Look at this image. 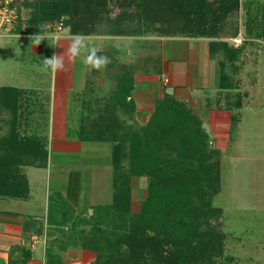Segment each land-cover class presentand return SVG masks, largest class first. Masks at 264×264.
Here are the masks:
<instances>
[{"label":"trees","instance_id":"16d2710c","mask_svg":"<svg viewBox=\"0 0 264 264\" xmlns=\"http://www.w3.org/2000/svg\"><path fill=\"white\" fill-rule=\"evenodd\" d=\"M65 1V9L48 11L39 18L38 24L34 18H29L25 28L18 24L17 9L12 31L16 34L50 33L58 22L69 25L77 10L81 17L73 27L86 30L87 22L93 20L96 12H105V5L106 11H110L116 0ZM122 2L126 0H117L116 4ZM242 3L245 35L264 41L263 6L256 0ZM173 4L187 20L183 24L188 31L195 30V36L211 38L208 51L211 57H218L221 73L218 84L232 89L234 84L229 82L225 66L228 62L233 67L242 42L230 46L216 37L223 27L219 23L221 16L235 10L238 0H173ZM61 13L67 17L63 19ZM46 20L54 23L49 26ZM236 33L235 30L231 36ZM113 78L115 87L105 95L104 104L97 105V110H89L87 118H81L76 128L80 141L111 143L110 201L91 205L86 216L80 212L73 214V208L59 193H48L45 218L52 229L48 233L61 235L52 238L59 242L56 249L49 244L44 250L43 264H61L60 251L66 250L67 243H78L92 251L94 258L88 264H226L220 235L211 223L213 219L216 221L219 211L211 204V197L218 188V160L210 159L216 150L208 143L210 139L201 126V119L184 102L164 93L154 101L145 124H126L118 110L131 106L126 98L132 89V79L123 66ZM20 90L10 86L0 88V107L12 113L9 127L0 138V197L25 198L28 188L18 166L44 167L46 162L45 141L32 132L21 133L18 128ZM239 99L227 101L229 111H233L231 106H240ZM237 122L238 117L230 113L229 129ZM132 176L145 182L144 198L139 210L133 212L129 191ZM81 225L88 228L83 229ZM64 226L69 231L65 232ZM77 226L80 227L79 238L73 232ZM18 250L20 255L14 254ZM29 257L28 248L12 245L6 264H25Z\"/></svg>","mask_w":264,"mask_h":264},{"label":"rangeland","instance_id":"374dc122","mask_svg":"<svg viewBox=\"0 0 264 264\" xmlns=\"http://www.w3.org/2000/svg\"><path fill=\"white\" fill-rule=\"evenodd\" d=\"M15 1L19 10L20 20L18 24L22 28H25L27 26L26 23H29L33 18V21L38 24L39 18L47 14L48 11L67 7V1L65 0ZM256 1L264 9V0ZM171 2L173 3V0H126V2L118 3L119 5H117L116 0L111 4L110 11H106V5L105 12L97 11L93 20L87 22L88 28L86 30H81L82 28L77 30L73 27V23L79 21L81 17L77 10L73 15L74 19L71 21L72 25L71 23L69 25H61L62 30L60 29V32L52 31L39 34L49 35L50 38L53 37L56 40L62 37L73 39V37L80 35L86 39L85 42L89 48L101 49V54L109 56L111 63L101 71L94 70L92 75H88L89 80L87 81V87L98 86L94 93L95 96L106 98L105 95L110 94L109 92L115 87V78L113 76L121 66L126 68L130 76L134 73L133 70L138 72V69L133 67L136 62L130 61L133 55L136 57L142 52L147 55L146 57L151 56L147 58L149 64L151 63L147 69L155 72L160 69L162 61H167L170 55L165 52V57L161 59L160 54H164L163 52L155 54L160 47L158 46L160 44L159 39L197 37L195 36V30L192 32L185 28L183 23H186L187 20H184V17L177 11L174 4L173 6L171 5ZM242 2L243 0H238V6L235 10L221 16L219 23L223 24V27L221 33L216 37L219 40L226 41L230 46H233L230 39L235 30L241 37L242 45L239 48L237 60L234 61L233 67H230L231 65L226 62L225 71L229 72L230 79L235 82V86L242 82L245 87L243 92L245 98H241V93L235 94L234 101L239 97L242 104H240L239 108L235 106L230 108V110H233L230 113L238 117V122L229 129L228 139L225 138V133L222 132L221 137L216 139L217 141L213 145L210 142L211 140L208 141L210 146L216 150V153L210 159H217L219 168L218 188L211 197L212 206L218 207L219 211L216 221L213 219L211 223H214L213 226L215 225V229L220 235L222 258L226 264H264V41L262 43V41L252 40L251 36L245 35L244 24L246 18ZM66 15L61 13L60 16L64 19L67 17ZM44 22L49 26L54 23H50L48 20ZM31 37L16 34L13 31L4 32L0 30V88L3 86L21 88L17 110L19 114L18 128L21 133L32 132L42 140H46L47 93L40 88H45L49 84V72L44 64V59L49 58L50 42L48 41L49 39L42 40L43 48L40 53H32L29 52V46L33 42ZM169 43L172 42L169 41ZM174 44L185 45L181 40L178 43L174 42ZM144 48H146V51H143ZM155 56L157 57L155 58ZM82 59L83 61H81L84 63V58ZM134 61H137L136 58ZM84 66H86L85 63ZM78 67H82V65H78ZM80 71L81 69L78 72ZM168 71H170V68ZM168 79L171 82L169 76ZM159 86V80L150 84V87L154 90ZM168 89L169 86H166L165 90L168 91ZM234 90V87L232 90H227L228 100L233 101L231 95L234 94ZM223 94L221 92L217 93V98H220V95L223 96ZM88 97L86 95L85 98ZM89 99L88 107L85 108V111L87 110L85 115H89L88 110H92V108L97 110L99 108L90 105L91 98L89 97ZM33 100H35V104L32 103ZM76 100L79 102L81 97L77 96ZM93 100L95 99L93 98ZM208 100L211 99L208 98ZM77 102L75 101V103ZM213 103L215 104V101ZM79 106H81V103ZM1 107L0 138L6 133L12 117L10 111ZM125 108L126 106L120 110ZM195 112L198 115L203 111L195 110ZM204 115L206 116L207 113L205 112ZM119 116L126 124L131 125L122 115ZM202 121L204 122V117ZM74 124L75 121L67 119V128L73 129L72 126ZM205 124H207V121H205ZM136 126H139L137 122ZM74 130L76 131L75 128ZM68 133L65 137L67 145H74L72 144L73 140L79 141L80 157H77L76 154L65 152L55 155L53 160L56 159V163L61 164L60 166L66 165V168H70L75 164L77 166L74 169L72 168L73 170L70 168V170L63 171L62 175L55 174L54 171H47L46 176L44 169L34 168V166H18L20 167V172L24 174L28 188L25 198L0 197V212H7L8 210L23 211L26 216L31 217L32 215L29 213L33 214L34 211L29 206L30 202H24L29 197V183L31 190L39 192L38 189H43L47 180L54 188L61 182L58 181L61 179L60 176L64 177L68 174L69 180L70 176H74L78 172H80L81 182L83 181V184H86L83 189L81 187V195L79 196L82 197L79 205V207H82L80 213L86 216L90 213L91 204L88 206V201L94 202V204H99V202L100 204L109 203L112 194L111 170L110 174L108 173L109 170H106L107 173L102 170L105 164L111 167V161L109 160L111 143L80 141L76 137V132L74 136H71L73 131L68 130ZM226 140L227 144L225 143ZM69 150L75 153L77 149L75 146L73 150L69 147ZM76 160L78 162H75ZM86 164L89 165L88 168L84 167ZM48 175L49 178H47ZM89 182L90 188L94 192L87 191ZM144 183V179L140 180V178L135 176L129 178L130 210L132 212L139 210L140 201L144 198ZM67 184L66 180V188L68 187ZM72 186L73 184L70 185V188ZM101 191L103 192L99 195ZM104 196H106L105 202H101L103 201L101 197ZM67 199H69L68 196ZM69 200L72 203L69 205L73 208V214H75L79 211L74 209L77 206H74L76 202H72L71 198ZM86 203L87 205L85 206ZM35 211H38V209H35ZM35 213L38 216L37 212ZM81 227L87 229L88 225H81ZM46 229H51V227L47 225ZM78 229H80L79 226L74 227L73 232L79 238ZM63 230L66 232L69 231V228L64 226ZM60 235L58 233L53 236L57 237ZM47 241L46 245L52 244V249H56L59 243L58 241H52V238H47ZM67 244L68 246L64 250L68 252L67 255H72L75 251L87 250L83 249L78 243ZM24 247L27 248V245ZM64 251H60V255ZM20 252L18 250L16 254L20 255ZM77 253H75L76 257ZM76 257L70 256L69 264L83 263Z\"/></svg>","mask_w":264,"mask_h":264},{"label":"crops","instance_id":"0c3cea01","mask_svg":"<svg viewBox=\"0 0 264 264\" xmlns=\"http://www.w3.org/2000/svg\"><path fill=\"white\" fill-rule=\"evenodd\" d=\"M21 35L30 37L39 35L44 37L43 40L49 39V58H51L53 55H62L64 58L65 70L62 72L53 73L47 67V71L49 72V84L45 88H40L41 90H43V92L47 93L46 101L48 104L46 113L47 116L45 119V122L47 121L46 140L44 139V141H46L45 148L47 154L45 166L38 167L45 170V176L47 171H54L55 174L62 175L63 171L70 170V168L71 170H73L77 165L74 163V166L66 168V165L60 166L61 164L56 163L57 161L56 159L53 160V157L65 152L73 153L76 154L77 157H80L81 152L78 145L79 141L73 140L74 142H72V144L74 145L69 146V144L67 145V140H65V137L69 134L68 130L73 131V134H71V136H74V133L77 131H75L74 128L76 129L78 127L79 120L84 117L87 118L88 115H85V112L87 113V110L85 111V108L88 107V102L90 100L89 97L91 98L90 105L96 106L99 104H104V98L94 95L98 86L87 87V81L89 80L88 75H92L93 72L92 68H90L86 64V66H84V63L82 62V58H85L87 52H82V54L75 59H71L69 57L68 48L72 39L62 37L56 40L55 38H50L49 35L45 34ZM251 39L262 41L263 43V40L259 38ZM180 40L185 44V48L182 45L174 44V42L178 43ZM209 40H211V38L200 36H197L195 38L174 37L168 39H159L158 41H160V44L158 46L160 47L158 52L155 54H160V52H163L164 54H160V56L162 57L161 59L165 57V52L170 55L167 58V61H162L160 69L156 70L155 72L147 69V67L151 65V63L149 64V60L147 58H150L151 56L146 57L147 55L142 52H140L138 56L136 55V57L135 55H133L130 61H132L133 63L136 62L134 63L135 66L133 65V67H136L138 69V72H135V70H133L134 73L131 76L132 89L129 96H127L126 98L130 100L131 106H127L125 110L119 109L118 114L122 115V117L133 126H136V122L137 124H139V126L143 125L145 124L151 113L154 101L158 98H161L164 93H167L172 95L176 100L184 102L194 112L195 110L199 112L203 111L202 113L198 112L200 114V116L199 114L198 116L201 119V126H203V128L206 130L209 139L211 140L209 141L212 145L217 141L216 139L221 137L222 132L225 133V138L229 137L230 111L227 108V103H229L227 102L229 96L226 93L230 88H223L218 84L219 82L217 79L221 73L218 69L217 56L211 57L209 54ZM32 41L33 42L29 46L31 51L29 50V52L40 53V50H42L43 48V43L40 42L39 45H36L34 44L35 40L32 39ZM169 41H171L172 43H169ZM166 42L167 44H165ZM146 44L149 45L148 43ZM143 51H146V48H144ZM157 56H155V58ZM135 58L137 61H134ZM143 59L145 60L142 61ZM78 65H82V67H78ZM169 68L170 71H168ZM80 69L81 71L78 72ZM228 73L229 72H227V74ZM168 76L171 79V82H169ZM228 77L229 82H232V84H234V93H241V98H243L245 87L243 86L242 82L235 86V82L231 81L230 79V74H228ZM157 80H159L160 86L156 87L154 90L150 87V84H152L153 82H157ZM225 82L223 83L226 84ZM166 86H169L168 91L165 90ZM219 92L224 94L223 96L220 95V98H217V93ZM235 94L232 95L233 101L235 99ZM86 95H88L89 97L85 98ZM77 96L81 97V100L79 102H77L76 100ZM93 98L95 100H93ZM208 98H210L211 100H208ZM237 98L239 99V97ZM213 99L215 101V104L213 103ZM75 101L77 103H75ZM32 103L35 104V100H33ZM80 103L81 106H79ZM231 104L232 102L230 101L229 105ZM234 104L235 103H233V105ZM240 104H242V102ZM205 112L207 113L206 116L204 115ZM203 117L204 122L202 121ZM67 119H69L70 121H75L74 126H72L73 129L67 128ZM205 121H207V124H205ZM225 143L227 144V140L225 141ZM75 146L77 149L75 150V153L69 150V147L73 150ZM75 162H78V160H76ZM88 166L89 165L87 164L84 165V167L86 168H88ZM106 170H109L108 173L110 174L111 167L108 164L104 165L102 171H104V173H107ZM67 175L68 174H66L64 177L60 176L61 179H59L58 181L61 182L58 183V185L54 188L50 185V183H48L47 180L46 185L43 186V189H38L39 192L31 190L29 183V197L28 200L24 202H30V204H28L34 211L33 214L29 213L30 215H32L31 217L26 216L23 211L19 212L8 210L7 212H0V264H6L8 251L12 245L23 247L27 245V248L30 251V257L25 264H43L44 250L47 247V238L51 239L55 237L53 236L54 234L48 233L52 229H46L47 223L45 215L47 210V194L49 193V191H55L59 193V195H61V197L65 201H67L68 204H72L70 202L71 200H69L71 198L72 202H76L74 206L77 205L76 207H78H74V209L79 210L78 212H81L80 209L82 210V207H79L80 199H82V197L79 196L81 195V187L83 189V186H85L86 184H83V181L81 182L80 172L76 173V175L74 176H70L69 180ZM47 178H49V175ZM66 180L68 183L67 188ZM71 184H73L72 188H70ZM87 191L94 192V190L90 188V182L88 183ZM102 192L103 191H101L99 195ZM67 196L69 197V199H67ZM101 198H103V201L101 202H105L104 199H106V196ZM87 203L88 206L89 204H94V202L90 201H88ZM87 203L85 204V206L87 205ZM35 209H38V211H35ZM35 212H37L38 216ZM25 218L28 220H26ZM67 253V251L61 253V264H69V257H76L75 253H77L76 259L83 262L81 264H88L89 261L94 258V254L88 250L75 251V253L72 255H67ZM14 254H16V251Z\"/></svg>","mask_w":264,"mask_h":264},{"label":"clouds","instance_id":"9594fccd","mask_svg":"<svg viewBox=\"0 0 264 264\" xmlns=\"http://www.w3.org/2000/svg\"><path fill=\"white\" fill-rule=\"evenodd\" d=\"M35 40V44L39 45L44 37L35 35L31 37ZM87 52V55L84 58V63L90 68L101 71L111 63L109 56L101 54V49L98 48H89L86 44L84 38L80 35L73 37L69 48L68 54L71 59L79 57L82 52ZM44 64L53 72H62L65 70L64 58L62 55H53L51 58H45Z\"/></svg>","mask_w":264,"mask_h":264},{"label":"built area","instance_id":"2783aa9c","mask_svg":"<svg viewBox=\"0 0 264 264\" xmlns=\"http://www.w3.org/2000/svg\"><path fill=\"white\" fill-rule=\"evenodd\" d=\"M17 3L15 0H0V30L11 32L15 27L16 18L18 17ZM54 31L61 29V23L58 22L54 26ZM233 45H238L241 41L239 33L231 37Z\"/></svg>","mask_w":264,"mask_h":264}]
</instances>
